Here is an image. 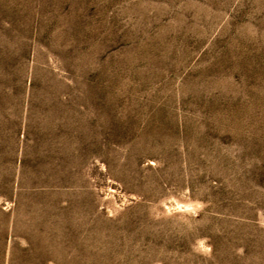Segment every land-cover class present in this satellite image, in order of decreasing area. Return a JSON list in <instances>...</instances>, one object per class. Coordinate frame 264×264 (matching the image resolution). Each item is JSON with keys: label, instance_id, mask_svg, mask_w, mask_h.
Segmentation results:
<instances>
[{"label": "rangeland", "instance_id": "374dc122", "mask_svg": "<svg viewBox=\"0 0 264 264\" xmlns=\"http://www.w3.org/2000/svg\"><path fill=\"white\" fill-rule=\"evenodd\" d=\"M0 264H264V0H0Z\"/></svg>", "mask_w": 264, "mask_h": 264}]
</instances>
